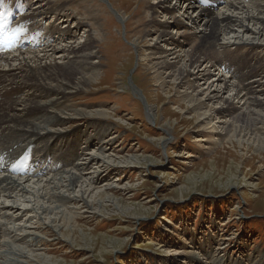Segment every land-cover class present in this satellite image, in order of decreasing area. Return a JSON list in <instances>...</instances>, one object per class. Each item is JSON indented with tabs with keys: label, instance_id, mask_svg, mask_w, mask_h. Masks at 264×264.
I'll return each instance as SVG.
<instances>
[{
	"label": "rangeland",
	"instance_id": "obj_1",
	"mask_svg": "<svg viewBox=\"0 0 264 264\" xmlns=\"http://www.w3.org/2000/svg\"><path fill=\"white\" fill-rule=\"evenodd\" d=\"M38 1L45 4L50 0ZM51 1L52 6L64 8L65 18L55 25L68 20L67 26L72 27L74 18L88 25L80 31L83 37L80 45L87 44V35L95 39L87 45L96 57L91 61H99V65L95 73L86 76L93 77L91 84L69 93L65 104L56 110L64 120L56 123V114L33 115L37 125L46 127L35 132L49 133L44 143L37 142L36 148L56 144V149L52 148L56 154L49 159L52 169L34 177L15 175L14 178L18 177L21 185L25 180L31 181L26 185L32 183V187L43 179L40 186H44L52 178L59 179L60 174L71 173V168L76 170L86 159L91 164L83 176L92 188L84 197L90 202L96 200L99 205L84 208L68 197L63 205L55 202L53 206L60 205L58 208L67 210L75 220L68 230H61L53 228L61 225L59 216L45 218L36 214L33 198L26 196L25 201L24 195L14 193L7 200L0 199V214L7 213L2 209L4 205L18 206L14 209L16 213L9 211L6 219L0 218V264H264V151L254 140L257 136L264 138V122L257 117L258 112L264 115V111L252 103L251 92H245L247 96L237 104L231 93L222 90L220 107L232 102L237 108L229 113L226 110L215 113L221 123L216 124V119L206 118L204 114L217 103L213 99L197 102L200 105L191 110L188 99L182 96L187 85L181 86L175 74L183 66L169 67L171 57L164 48L160 49L162 43L157 44L159 50L152 49L154 36L165 29L162 24L172 23L176 17L181 19L182 28L167 31L190 53L197 43L190 27L193 22L196 25L201 22L196 19L197 11H190L193 22L189 23L184 19L186 15L182 16V7L168 16L158 10L157 3L165 0H107L111 7L102 0ZM176 1L168 0L163 7L173 6ZM249 1L245 3L253 5L254 10L264 5V0ZM212 9L214 14L233 11L224 5ZM119 16L122 21L118 20ZM249 27L256 28L252 24ZM150 34L154 38L147 36ZM226 34L219 37L218 44L234 36L238 40L255 37L250 32L242 34L241 29ZM247 48L248 45H242L236 53L240 55ZM150 58L162 66L157 74L150 69L154 65ZM203 68L204 65L200 69ZM226 75L224 72L223 76ZM260 77H256V85L260 81L264 83ZM202 84L205 83L199 84L201 88L208 87ZM147 106L155 115L152 121L146 117ZM94 112L103 114L96 117ZM247 115L252 119L249 123L252 131L243 130V134L237 132L238 137L230 138L232 132L226 127L231 123L240 126L243 121L240 119ZM98 125L107 131L95 137L93 129ZM57 134L65 135L54 140ZM67 135L76 140L64 147L59 143L63 144ZM10 136L8 142H0L2 164L18 157L15 148L6 149L14 138H19ZM198 139L202 141L197 142ZM40 152H31L29 160L34 156L41 158ZM59 156H62L60 160L66 158L60 161ZM24 167L30 166L24 164ZM6 175L14 176L0 169V179ZM83 189H87L86 185ZM79 191V187L75 188V194ZM57 192L69 196L71 190L66 192L62 188ZM43 202L51 205L48 199L44 198Z\"/></svg>",
	"mask_w": 264,
	"mask_h": 264
},
{
	"label": "bare ground",
	"instance_id": "obj_2",
	"mask_svg": "<svg viewBox=\"0 0 264 264\" xmlns=\"http://www.w3.org/2000/svg\"><path fill=\"white\" fill-rule=\"evenodd\" d=\"M167 1L168 0H165L163 2L159 1L156 5V8L158 10H162L166 14V16L173 14L174 11H177V9L182 7V9H180L181 11H183L182 16L186 15L184 19L187 20L189 23L193 22V17L191 16L190 11L193 12L197 11L195 12L197 13L196 19L201 21L199 22L200 25H196L195 22H193L192 24L193 27H190V29L193 30V33L191 35L197 40L196 45L192 48V51L190 53H188L185 50L184 45L179 44V42L174 39L172 34L169 31H167V29L169 28L177 29L178 31L179 29L182 28L181 19L176 17L174 18L172 23L165 21L164 23L166 25L162 24V27H164L165 29H162L157 36H154L156 37V41L154 46H152V49L159 50V48H157V44L159 43L163 44V46L160 47V49L164 48V52L169 53L168 56L171 57L170 60L171 64L169 65L170 68L178 67L181 65L183 66L180 68L178 67L179 69L175 70V74L176 76H178L177 81H179V84L181 86L187 85V88H185L186 86L184 87L185 90L182 93V96L188 99L187 103L189 104V106L192 107L191 110L197 109L196 107L200 105L199 103H203L206 100L210 101V99H213V101H215L217 105L213 107H208V110H206L207 112L205 111L204 116L206 118L210 117L211 119L212 118L216 119L218 121L216 124H219L220 118L217 117L215 113L217 114L220 113L219 112L220 110H224V111L226 110L229 113L232 109L237 108L233 106L232 102L231 103L225 102L224 104L226 106L220 107L221 102L218 103V101L221 98V95L219 94L223 93V91L226 90L227 92L231 93V96H233V102L234 100H237L236 102L237 104L239 103L238 102L239 100H242L247 96L248 93L245 92L247 91L251 92L250 95L252 94V97H250L251 99L250 98L249 99L252 100V103L255 106H261L260 108L264 111V100L259 101V99H264L263 97L264 89H261L264 87V83H261V81L259 80L260 81L259 85L255 84L257 82L258 77L261 76L262 79H264V43H263L264 42V5L263 4L258 5L257 9L255 8L254 10L253 5L246 4L247 2H250L249 0L246 1L245 0L244 1L242 0H177L173 4V6L163 7V3ZM255 1L262 2V0H255ZM51 2L52 1L50 0L45 4L42 3L39 4L40 3L39 1L33 3L32 5L35 13L29 15V18L28 15H25V12H23L24 15H22L20 22L15 26V28L19 27L21 31L17 34L16 38L9 46L7 47L2 46L3 40L7 37H0V131H1L0 142L3 140L4 142H8L7 140H9V136L12 135L13 137L15 135L16 137H19L16 142L20 146L26 147L30 144V146L32 147L31 149L36 148L37 142L41 144L47 138L49 133L35 132V131L43 130L46 127L37 125L38 123L35 122L37 120H35L36 118H34L33 115L37 114L38 117H42L45 115L49 116V114H56L57 115L56 118L54 117L56 123L57 122L59 123L62 120H64L65 118L62 117L56 110H59V108L65 104L66 96L69 93L75 90H79L83 88L85 85L91 84L92 82L91 79H93V77H86V76L91 75L97 68V65H99V61H95V62L91 61L93 58L96 57L93 54L94 52L93 49L87 45L88 43L93 44L95 39L92 38L90 35H87V40H86V42L88 41L87 44L80 45L81 44L80 39L83 38L80 35V31H83V29L88 25L81 22H77L75 18L71 20L73 22L72 27L67 26L66 23L68 22V20H65V22L63 21L61 24H59V26L55 25L54 23L59 22L60 18L61 19L65 18L64 8L61 6L54 7L52 6ZM101 2H105V4L106 3L109 4L107 0L104 1L102 0ZM197 4L200 6H197ZM6 5L7 7H9L10 2H6ZM221 5H224V8L233 9V11L231 10L232 12H230V14H226L223 12L214 14L212 8L214 6L217 7ZM108 7H111L110 4ZM10 9L12 13L11 16V22H12L13 16H18V15H14L16 12L18 13V9L15 5L11 6ZM235 11H240L242 13H238L237 15ZM67 12L68 11L66 10L65 11L66 15ZM35 16H38V18H42V17L49 19L52 18L50 19L53 20L52 24H50V29H51L52 37L54 39L51 41L48 40L47 37L45 36L43 39L47 43H43L39 45L38 47L35 48L33 52L22 51L21 47H23L24 45L19 44L16 41L17 37H21L24 35V39H23L24 42V40L26 41L29 38L31 41H33L34 34L36 33H38L37 37L40 36V33L36 31L37 26L33 23L32 20L35 18ZM117 18L119 21H122V18H120V16ZM246 22H248L247 25ZM250 24H252V26L254 27L256 26V28L251 29V27H249ZM236 27L237 30L235 29ZM207 29H209V33L206 35L205 31ZM238 29L242 30V34L250 32L255 37L251 39L247 38L246 40H243L241 38L240 40H238L239 38L237 39L234 36L227 39H222V42L218 44L219 42H217V40L219 41L220 36L223 35L226 36L227 35L226 31H228V33L229 31L230 33H235L238 31ZM85 31L88 34V31L87 30ZM28 32H30V34L25 35ZM199 34H202V36L198 37ZM61 36L64 37V39L60 38ZM147 36L153 37L152 34ZM36 40L39 41L38 39ZM255 40L257 41L261 40L262 43L259 44L258 42H254ZM32 44L34 45L35 43ZM185 44H189V43L185 42ZM65 45H69V46H65ZM242 45H248V48L244 53L239 55L236 53V51L239 50V48H241ZM216 47H218L217 50L215 49ZM147 51L148 50H146V52ZM147 54L150 55L149 52H147ZM148 55L146 58H148ZM151 60L154 61V65L150 66V69L153 70V72H156L153 74H157L160 71V68H162V66L159 67V64L157 63L159 61L156 62L154 59ZM203 65L204 68L201 70L200 68ZM187 67L189 68V70H186ZM212 71L215 73L217 72V74H212ZM224 72L227 74L225 77L223 76ZM229 73L230 75H228ZM171 75L172 74H168V78L171 77ZM188 79H191L192 81H188ZM209 79L211 83L208 85ZM173 81L174 84H176L177 81L175 80ZM202 81L205 83L202 85L205 86L208 85V87L201 88L199 84H201ZM194 84H196V86ZM254 84L256 85V87H254L255 89L251 88V86ZM212 86H215V88L212 89L211 88ZM189 90L196 93L189 92ZM198 96L201 97V99L199 98V101L197 100ZM145 105L146 103L144 101V107H146ZM198 112L199 111H196V114H198ZM94 113L96 114V117L97 115L103 114L101 112H94ZM146 114H147L146 117L149 119V121H152L155 117V115H153L152 108H150L149 106H147L146 108ZM201 114L203 115V113ZM249 116L240 119L243 120L240 126H236L235 123H231L230 125H228V128L226 127L228 131L232 132L230 138L235 137L237 135V132L243 134V130L244 132L245 131L249 132V130H251L249 123H251L252 119H250ZM254 117H255L254 119L255 121L260 122L258 121V118H261L262 122H264V115H260V112L257 113V117H258L257 119L256 116ZM215 126L216 125H214V127ZM93 131L96 137L98 136V134L101 135V133L107 131V129L103 130L101 125L100 126L98 125L93 129ZM83 132L84 131H81L82 134ZM63 135L65 134L55 135L54 140H56L58 136L59 138H61L60 136ZM86 135L88 136L87 130H86ZM230 138L229 141H231ZM73 139L76 140L75 137L73 136L70 137L69 135H67L64 140V143L62 144L60 142L59 144L63 145L64 147H67V144L70 143L73 144ZM88 140L92 141L91 143L94 142V140L89 137ZM236 140L238 141V139ZM254 140L259 144V148L262 149V150L261 149L258 150L264 151V138H260L259 136H257V138ZM52 141L50 142L52 143ZM201 141L202 139L197 140V142H201ZM53 146L55 147L56 144L53 143ZM8 147H12L11 143H9V145L8 144L6 145V149H8ZM46 157L47 156H43L44 161L46 160ZM82 161L83 164H80V166L76 170L72 171L71 168V173L70 172L68 174L63 173V175L60 174L59 179L58 177L52 178L51 180L49 178L50 181L45 182L44 186H40L41 185L40 182H43V179L38 178L41 180L37 181L38 183H33L34 187H32V183L29 184V186L26 185V183L31 182L29 180H25L24 181L25 183L21 185V182H19L20 179H18V177L17 178L14 177L15 175L23 176L19 174L22 172V170L19 168L14 169L13 167H10L8 169V173L13 174L14 176L11 177V175L10 176L6 175L5 177L0 179V199L5 198L7 200L14 193L17 194V195L15 194V196L20 195V197L24 195L25 201H26V196L31 197L35 202L34 210L36 214H38V216L45 218H47V216L50 217V215L52 217L59 216V222H61L60 223L61 225L57 227L55 226L53 228L68 230V228L72 224L73 225L75 224V220L73 219V216L70 213H68L67 210L65 209L60 210L58 208L60 205H63L62 203L66 201L67 197L69 199H72L74 203H79L84 208H91V207L94 208L95 204L99 205L95 202L96 201L95 199H94L95 201L90 202L88 199L84 197V195H86V193L89 192L88 190L92 188L91 183L88 182V178L83 176V172H85V169L91 163L87 162L86 159H83ZM36 165H37L36 168L38 170L44 169L42 163L39 162L38 165L36 162ZM69 168L70 167H68V169ZM32 172H35V170H32ZM92 177L95 180L97 178L94 176ZM83 185H86L87 188L86 190L83 189ZM35 187L38 189H36ZM77 187L80 188L79 194H75V188ZM62 188L63 189L65 188L66 192H70L71 190L69 196H64L62 195V192H57L58 189H62ZM44 198L48 199L51 202L50 206L49 205L47 206L46 203L43 202ZM27 202L30 203L31 201L30 202L27 201ZM55 202H58L60 205L55 204L56 206H53ZM17 208L18 206L15 203H12L10 207H8V205H4V208L2 209H6V212L8 213L9 211L17 210ZM7 213L0 214V218L9 215ZM193 240H198V239L193 237ZM21 250L23 249L21 248ZM20 254H22V252Z\"/></svg>",
	"mask_w": 264,
	"mask_h": 264
},
{
	"label": "snow or ice",
	"instance_id": "obj_3",
	"mask_svg": "<svg viewBox=\"0 0 264 264\" xmlns=\"http://www.w3.org/2000/svg\"><path fill=\"white\" fill-rule=\"evenodd\" d=\"M11 9L5 4V0H0V37H7L3 40L2 46H9L17 34L21 31L19 27L11 28Z\"/></svg>",
	"mask_w": 264,
	"mask_h": 264
}]
</instances>
